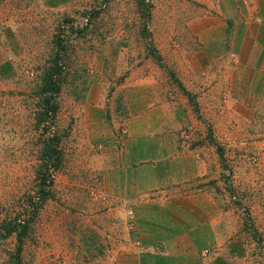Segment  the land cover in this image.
I'll use <instances>...</instances> for the list:
<instances>
[{
	"label": "rangeland",
	"instance_id": "1",
	"mask_svg": "<svg viewBox=\"0 0 264 264\" xmlns=\"http://www.w3.org/2000/svg\"><path fill=\"white\" fill-rule=\"evenodd\" d=\"M187 8L199 0H0V264H138L133 201L104 190L93 133L117 129L126 91L141 86L183 112L185 149L217 160L197 190H212L225 240L198 264H264V112L252 117L230 85L171 77L169 61L196 45ZM29 219L22 245L4 236Z\"/></svg>",
	"mask_w": 264,
	"mask_h": 264
},
{
	"label": "crops",
	"instance_id": "2",
	"mask_svg": "<svg viewBox=\"0 0 264 264\" xmlns=\"http://www.w3.org/2000/svg\"><path fill=\"white\" fill-rule=\"evenodd\" d=\"M190 12L187 8L184 20H189L188 38L196 37V45L183 51L182 61H169L171 77H177L172 69L181 68L190 80L205 77L207 86L230 85L235 93L228 94L235 101L246 95L252 117L262 114L264 0H199V10L193 16ZM146 89L141 86L135 93L126 91L124 99L121 96L126 111L117 129L104 126L105 135L93 133L94 143L104 140L96 145L99 154L94 161L103 171L107 194L133 201L139 219L138 264H198L200 256L211 253L206 249L225 240L223 227H218L223 216L216 215L220 206L209 199L212 190L208 184L197 190L198 182L209 180L217 160L203 157V149H185L178 138L183 112L159 93L145 95ZM106 101L100 96L99 109H92L98 122L107 119L101 109ZM240 111L231 117H239Z\"/></svg>",
	"mask_w": 264,
	"mask_h": 264
},
{
	"label": "trees",
	"instance_id": "3",
	"mask_svg": "<svg viewBox=\"0 0 264 264\" xmlns=\"http://www.w3.org/2000/svg\"><path fill=\"white\" fill-rule=\"evenodd\" d=\"M46 89H47L48 92H54L55 90L57 91V89L59 90V87L54 83L53 80H51L49 82V85H47ZM49 104H50V102H48V105ZM54 153H55V157H59L60 153H59L58 150L55 149L53 151V149L48 148L47 155L49 154L53 158L54 157V155H53ZM54 164H56V163L54 162ZM54 164H53V166L55 167L54 169L56 170L57 169V165H54ZM44 199H45V197L43 196L42 200H44ZM31 222H32L31 219H29V220H26V221L21 222L19 224L15 223V224H17V226L11 225L10 228L7 229V231H6L4 236L7 237V236H9L11 234L17 233L19 242L22 245L23 244V239L25 238V236L27 234V231L29 230V226H30ZM5 237H2V238H5Z\"/></svg>",
	"mask_w": 264,
	"mask_h": 264
},
{
	"label": "built area",
	"instance_id": "4",
	"mask_svg": "<svg viewBox=\"0 0 264 264\" xmlns=\"http://www.w3.org/2000/svg\"><path fill=\"white\" fill-rule=\"evenodd\" d=\"M133 213L132 212H129V215H132Z\"/></svg>",
	"mask_w": 264,
	"mask_h": 264
}]
</instances>
